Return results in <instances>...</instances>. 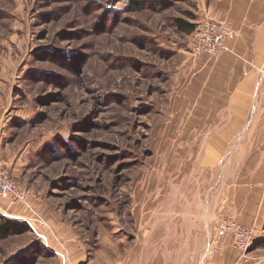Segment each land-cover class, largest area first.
Returning <instances> with one entry per match:
<instances>
[{
	"label": "rangeland",
	"instance_id": "1",
	"mask_svg": "<svg viewBox=\"0 0 264 264\" xmlns=\"http://www.w3.org/2000/svg\"><path fill=\"white\" fill-rule=\"evenodd\" d=\"M131 1L0 0V163L29 191L27 205L0 198V264H64L68 239L83 264L159 253L162 239L185 264L221 239L235 264L260 263L261 209L246 224L225 216L236 167L221 170L225 142L210 133L223 120L184 94L206 0Z\"/></svg>",
	"mask_w": 264,
	"mask_h": 264
},
{
	"label": "crops",
	"instance_id": "2",
	"mask_svg": "<svg viewBox=\"0 0 264 264\" xmlns=\"http://www.w3.org/2000/svg\"><path fill=\"white\" fill-rule=\"evenodd\" d=\"M199 7L202 22H221L235 32L236 38L229 43L230 51L219 57L202 55L186 62L192 76L184 94L199 118L213 119V126L216 119L223 120V126L218 130L215 126L210 133L223 136L225 142L220 152L213 154L220 158L223 154L221 170L225 172L229 163L236 167L231 173L225 216L245 224L260 216L264 221V126L260 122L264 118V0H206ZM237 151L247 153L237 155ZM171 242L162 239L157 242L164 247L159 253H128L114 264H185L180 251L173 247L178 245ZM213 248L204 264H235L239 258L229 239H221ZM64 253V264H83L87 256L83 245L74 239L66 241ZM253 253L258 255L259 264H264V245L256 246Z\"/></svg>",
	"mask_w": 264,
	"mask_h": 264
},
{
	"label": "built area",
	"instance_id": "3",
	"mask_svg": "<svg viewBox=\"0 0 264 264\" xmlns=\"http://www.w3.org/2000/svg\"><path fill=\"white\" fill-rule=\"evenodd\" d=\"M197 32V31H196ZM236 34L227 25L209 20L205 22L200 31L197 32L193 54L195 56L207 55L219 57L225 52L230 51L229 43L235 40ZM0 198L8 200L12 204H24L29 202L28 189L14 180L10 179L4 166L0 163ZM225 229L232 231L233 227L224 225ZM254 235L248 231L235 233V244L242 251H246L253 246Z\"/></svg>",
	"mask_w": 264,
	"mask_h": 264
},
{
	"label": "trees",
	"instance_id": "4",
	"mask_svg": "<svg viewBox=\"0 0 264 264\" xmlns=\"http://www.w3.org/2000/svg\"><path fill=\"white\" fill-rule=\"evenodd\" d=\"M131 2L133 6L139 5V2H137L136 0H132ZM176 27L179 32L184 34L192 35L196 32V28L192 24H189L188 22H185L183 20H177ZM3 229L5 230V233L7 235L11 232V227L8 224L3 226ZM261 245H264V242H261Z\"/></svg>",
	"mask_w": 264,
	"mask_h": 264
}]
</instances>
